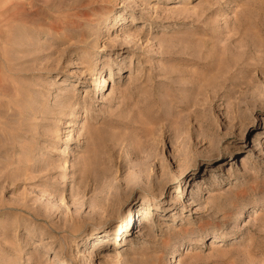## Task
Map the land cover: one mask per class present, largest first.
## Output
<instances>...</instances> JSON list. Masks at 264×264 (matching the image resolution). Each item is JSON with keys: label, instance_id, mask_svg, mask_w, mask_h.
Returning a JSON list of instances; mask_svg holds the SVG:
<instances>
[{"label": "rangeland", "instance_id": "rangeland-1", "mask_svg": "<svg viewBox=\"0 0 264 264\" xmlns=\"http://www.w3.org/2000/svg\"><path fill=\"white\" fill-rule=\"evenodd\" d=\"M0 264H264V0H0Z\"/></svg>", "mask_w": 264, "mask_h": 264}, {"label": "bare ground", "instance_id": "bare-ground-1", "mask_svg": "<svg viewBox=\"0 0 264 264\" xmlns=\"http://www.w3.org/2000/svg\"><path fill=\"white\" fill-rule=\"evenodd\" d=\"M106 81H107L106 77H105L104 75L101 76V82H100V84H99V87L101 86V83H102V82L106 83ZM104 86H105V85H104ZM124 231H125V230H124ZM119 234H120V233H119ZM119 234H118V236H119ZM118 236H117V239H118L119 242H120V241L122 240V238H120V237H118ZM119 256H120V252H119V250H118V251H117V254H116L115 257L120 258L121 256H120V257H119ZM121 259H122V258H121ZM116 260H117V259H116ZM116 260H115V261H116ZM121 262H122V261H121ZM121 262H119V263H121Z\"/></svg>", "mask_w": 264, "mask_h": 264}]
</instances>
